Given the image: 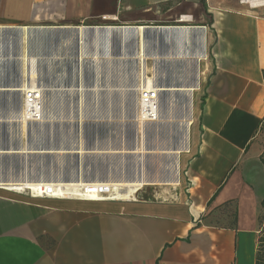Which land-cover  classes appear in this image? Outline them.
I'll return each mask as SVG.
<instances>
[{"label":"crops","instance_id":"0c3cea01","mask_svg":"<svg viewBox=\"0 0 264 264\" xmlns=\"http://www.w3.org/2000/svg\"><path fill=\"white\" fill-rule=\"evenodd\" d=\"M137 25L155 32L151 70L159 91V117L143 120L144 128L137 124L133 147L106 148L104 137L89 152L106 154L108 149L157 157L181 152L174 149L169 109L161 98L164 91L178 90H161L171 86L157 76L168 65L166 59L198 65L209 55L211 69L197 121L189 123V115L182 120L187 130L179 177L150 182L141 174L136 178L148 184L130 199L35 197L26 190H6L3 183L11 179H62L26 170L32 155H51L59 162L63 149L61 141L31 138L32 123H62L48 114L44 91L42 120L27 121L20 109L14 110L22 109L21 87L31 84L30 75L54 74L59 95L63 55L70 54L67 73L72 82L78 86L87 78L105 83L106 59L123 58L127 47L134 48L140 70L144 35H135L131 43L124 34ZM23 27L30 32L23 34ZM108 28L121 35L115 40L111 35L106 56ZM13 30L18 31L17 51L1 39L3 31ZM53 30L69 32L67 39L51 41L46 33ZM163 31L175 34L164 36ZM181 31L190 35L181 38ZM201 37L205 53L199 59ZM182 50L193 54L167 57ZM68 121L76 124L78 134V124L85 120L75 116ZM87 121L106 126V117ZM263 122L264 7L252 8L240 0H0V264H255L264 199ZM149 125L156 129L152 147L141 140ZM20 160L23 174L14 172ZM81 178L97 179L78 174L63 180Z\"/></svg>","mask_w":264,"mask_h":264},{"label":"rangeland","instance_id":"374dc122","mask_svg":"<svg viewBox=\"0 0 264 264\" xmlns=\"http://www.w3.org/2000/svg\"><path fill=\"white\" fill-rule=\"evenodd\" d=\"M111 30L112 29H110V31ZM68 33L69 32L53 30L51 32L47 31L46 35L51 41L61 44L62 39H67L64 37H66ZM154 34L155 32L153 33L150 29H145L143 32L145 54L144 67L140 70L136 69L133 59L134 48L127 47L124 50V54H119L123 58L117 59V56L113 59L114 61H111L110 58L106 59L105 83L97 80V82L93 84L87 78L78 86L76 83L72 82L71 76L67 73V66L71 61L70 54L63 55L62 61L65 62V65H63L65 67L63 68L62 84L58 86L59 95H56L54 91V74H49L46 77L35 74L34 82H38L36 84L43 88L46 99L49 102L48 114L52 117L61 119L62 123H59L60 127H57L55 123H32V141L35 140L40 142L48 140L51 143L54 141H61L62 148L71 150V152L62 153L59 162H56L54 156L51 155H32L30 161L26 164L27 172H31L39 177L44 175L51 177L59 175L62 178L60 180L69 179L71 176L78 174L86 180L96 178L100 180L108 178L132 180L142 174L150 182H152L151 180L157 179L161 181L174 179L176 174L179 177L184 159L182 154H185L182 148L185 145V127L187 130V125L184 122V127L182 125V120L189 115L188 104L190 102V97H192L191 122L197 121L202 92L211 69L209 55L206 57V60H201L198 65L190 60L177 61L166 59L165 64L167 63L168 65L162 69L161 73L157 76L162 80V83L171 87L197 85V89L192 92L178 90L164 91L161 93L162 101L169 109L173 129L174 149H181V152L164 157L152 156L150 154L142 156L135 155L134 153L118 154L108 149L106 154H93L89 152L93 143L96 145L101 144L104 141V137H106V148L112 147L117 149L120 145L133 147L136 140L135 127L137 124H140L143 126L142 128H144V122L137 119L139 112L138 95L143 87L145 77L153 78V82L156 81V75L153 77L151 70V39ZM160 34L172 36L175 33L163 31ZM2 35L1 39L2 42H4V46L12 45L14 47L13 50L17 51L16 38L18 37V31H3ZM111 35L114 38L112 40H115V37H119L121 34L115 31L110 32V35L106 38V56L108 55V49L111 47ZM135 35L138 34H134L130 31L126 36L132 40ZM188 35H190L189 32H187V36ZM131 43H133V40ZM170 44L169 47L172 51L173 47H175L173 37L171 38ZM35 45L37 51V43ZM53 45H55V43ZM167 49V46H164L163 50L165 52L163 53H166ZM178 53L186 55L193 54L189 51L182 50L175 54L169 53L167 57ZM114 55L115 54H113V56ZM16 69L17 68H15V71H17ZM17 109L21 110V106L20 108L19 106L14 108L15 111H17ZM75 116H79L80 120H85L78 124V134L76 124L72 121H68L74 120ZM93 117H106V126L93 127V125L87 121ZM259 136L264 145V122L259 130ZM155 137L156 129H153L152 126L149 125L146 131L143 130L141 134L143 146L148 145V147H152ZM77 143L78 145L81 143L88 152L80 153V155L72 152L75 150L74 146L77 145ZM14 165L16 169L14 171L15 173L23 174L25 172H23V170L22 172L19 171L23 169V162L21 160L15 161ZM260 223L261 226H264V211L260 214Z\"/></svg>","mask_w":264,"mask_h":264},{"label":"built area","instance_id":"2783aa9c","mask_svg":"<svg viewBox=\"0 0 264 264\" xmlns=\"http://www.w3.org/2000/svg\"><path fill=\"white\" fill-rule=\"evenodd\" d=\"M241 3L247 4L249 7L259 8L264 7V0H240ZM22 90V109L21 118L27 121H40L44 115L43 88L40 86L31 87L25 84L21 87ZM139 112L138 118L144 121L157 120L159 117V91L154 88H142L138 95ZM141 116V117H140ZM144 118V119H143ZM57 183H41L34 190H29V194L35 197H57L69 198L77 197L81 199L100 200L106 197L108 188L105 183L89 182L80 186V192L73 194L70 192L64 193L56 186ZM65 188V187H63ZM27 191V190H26Z\"/></svg>","mask_w":264,"mask_h":264},{"label":"bare ground","instance_id":"6f19581e","mask_svg":"<svg viewBox=\"0 0 264 264\" xmlns=\"http://www.w3.org/2000/svg\"><path fill=\"white\" fill-rule=\"evenodd\" d=\"M241 8L242 10H245V11H250V10H246L245 8H242V7H239ZM253 8V7H252ZM183 28V27H182ZM32 29V28H31ZM81 29V28H80ZM185 29V28H184ZM124 30H127L126 33L124 34H128L130 31H132L134 34H142L143 35V32H144V26L143 25H137L135 27H132V29L130 28H126ZM22 33L23 34H26L28 32H30V28H27V27H23L22 29ZM172 31V30H171ZM110 30L109 28L106 29V38L108 37V35H110ZM21 33V32H20ZM30 35V34H29ZM177 35L179 37H185L187 36V31H181V32H178ZM202 35V34H201ZM80 36H82V33H80ZM204 37V36H203ZM203 37H201V43H202V50L199 51V53L196 55L199 57V59L201 58H204L203 55H204V42H203ZM143 40H142V53H141V56L142 58H144V50H143ZM140 51V50H139ZM198 52V51H197ZM139 54V53H138ZM192 55V54H191ZM191 55H186V54H182V55H170L169 57L171 58H174V57H190ZM33 57V56H32ZM140 57V56H139ZM141 58V57H140ZM37 76V75H36ZM34 77H35V74L32 73L30 75V80H31V84L30 86L31 87H34V86H38L37 84H35L34 82ZM38 83V82H36ZM29 86V84H27V87ZM155 87V84L154 82L152 81V78L150 77H145V80H144V83H143V87L142 88H154ZM197 89V85H192V86H186V85H183L181 87H163L161 90H185V91H188V92H192L193 90ZM192 94V93H191ZM191 101H192V97H190V102L188 104V112H189V123L191 122ZM139 106V105H138ZM141 117V116H140ZM24 119V118H22ZM139 119V118H137ZM144 119V118H143ZM140 120V119H139ZM143 121V120H142ZM187 137V136H186ZM81 142V141H80ZM81 144V143H80ZM77 147V146H76ZM79 149L77 151L73 150L72 152H76V153H83L85 152L84 149H83V146H80L78 147ZM62 149V148H61ZM33 150V149H32ZM63 152H71V150H68V149H62V153ZM176 172V171H175ZM1 182V181H0ZM93 182L95 183H105L106 184V187L108 188V192L106 193V197H103L101 198L100 200L102 199H130L132 197H134L135 193L141 189L144 185L148 184L146 182V180L144 178L140 179V178H135V179H132V180H127V179H105V180H100V179H97V180H94ZM92 182V183H93ZM43 183L42 180H37V181H34V180H28V179H11L9 180L8 182L6 183H3V187L6 188V190H15V191H18V192H22L24 190H27L29 192V190H34L36 189L39 184ZM50 183H57L56 186L59 187V190L62 191V193H64V190L66 192H70V193H73V194H77L78 195V192H80V186L84 185L85 183H89V182H84V180L81 178L80 180H68V181H64V180H57L56 182L55 181H50ZM65 187V188H63ZM69 198H77V197H69Z\"/></svg>","mask_w":264,"mask_h":264},{"label":"trees","instance_id":"16d2710c","mask_svg":"<svg viewBox=\"0 0 264 264\" xmlns=\"http://www.w3.org/2000/svg\"><path fill=\"white\" fill-rule=\"evenodd\" d=\"M260 205L264 211V199L261 200ZM259 223H260V216H259ZM255 264H264V226H261V223H260V231H259V237H258L256 253H255Z\"/></svg>","mask_w":264,"mask_h":264},{"label":"water","instance_id":"95a60500","mask_svg":"<svg viewBox=\"0 0 264 264\" xmlns=\"http://www.w3.org/2000/svg\"><path fill=\"white\" fill-rule=\"evenodd\" d=\"M19 29V28H18Z\"/></svg>","mask_w":264,"mask_h":264}]
</instances>
